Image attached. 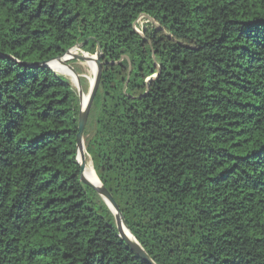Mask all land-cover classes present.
<instances>
[{
	"label": "trees",
	"instance_id": "trees-1",
	"mask_svg": "<svg viewBox=\"0 0 264 264\" xmlns=\"http://www.w3.org/2000/svg\"><path fill=\"white\" fill-rule=\"evenodd\" d=\"M77 45L87 155L153 263L264 264V0H0V264H148L81 181L79 95L32 67Z\"/></svg>",
	"mask_w": 264,
	"mask_h": 264
},
{
	"label": "water",
	"instance_id": "water-1",
	"mask_svg": "<svg viewBox=\"0 0 264 264\" xmlns=\"http://www.w3.org/2000/svg\"><path fill=\"white\" fill-rule=\"evenodd\" d=\"M142 17H147V16H142ZM148 18V17H147ZM138 22V21H137ZM137 22L134 24V28L137 32L138 29L136 27ZM141 33V32H139ZM142 34V33H141ZM78 50H82V46L81 45H77L75 47ZM72 50V49H71ZM67 51V53L65 55H63L60 58L54 59L50 62H44V63H39L36 64L32 67H46L49 68L53 71L52 67L50 66V63H52L53 61H59L64 59V57L71 51ZM87 54V53H85ZM89 56V54H87ZM76 59L79 60H85L87 57H85L84 55L82 56H78L75 57ZM90 61L95 62L96 67H97V73H96V80H95V84L94 86L91 88L90 94H89V99L88 102L85 106V108H83L82 105V109H81V115H80V121H79V132L77 135V154H78V162L80 164L81 170H82V174H81V181L89 186H91L97 193L98 195L104 200V202L109 206V208L111 209V211L114 213L115 216V220L120 232V235L122 237V239L128 244V246L142 259L144 260L146 263L148 264H154L153 261L150 259V257L148 256V254L146 253V251L143 249V247L138 243V241L133 237V235L131 234V232L129 231L127 224L124 220V217L122 216V213L120 212L118 206L116 205L114 199L112 198L111 194L104 188V186L101 184L100 187L95 186V184L93 182H91L84 174L85 171V159H84V155L82 154L81 156V160L79 159V152L82 148V146L84 145V140H83V136H84V131L87 125V121H88V116L90 113V109L92 107V104L94 102L96 93L98 91V87L100 84V80H101V76H102V63L100 59H94L93 57L89 56ZM68 80V79H67ZM81 101H82V96L79 95ZM127 229L131 236L132 239H129L124 230Z\"/></svg>",
	"mask_w": 264,
	"mask_h": 264
},
{
	"label": "rangeland",
	"instance_id": "rangeland-1",
	"mask_svg": "<svg viewBox=\"0 0 264 264\" xmlns=\"http://www.w3.org/2000/svg\"><path fill=\"white\" fill-rule=\"evenodd\" d=\"M136 27L138 31L141 33L146 32V30H155V29L165 32L164 29H162L158 23H156L154 20L147 18V17H141L138 20ZM165 34L168 37H170L168 33L165 32ZM73 50H78V49L73 48ZM79 52L83 53L84 56H87V54H85L83 50H80ZM60 63L61 64H59L58 62H54L50 64L53 71L57 75H60L64 77L65 79H68V81L70 82V84L72 85V87L74 88V90L76 91L78 95L82 94V95L89 96L90 91H91V86H90L91 84L89 80L87 79L88 72L83 66L85 61L79 60L73 57L71 60L67 62H60ZM83 140L86 146V138H84V136H83ZM86 156L88 157V159H90V157L87 154Z\"/></svg>",
	"mask_w": 264,
	"mask_h": 264
},
{
	"label": "bare ground",
	"instance_id": "bare-ground-1",
	"mask_svg": "<svg viewBox=\"0 0 264 264\" xmlns=\"http://www.w3.org/2000/svg\"><path fill=\"white\" fill-rule=\"evenodd\" d=\"M80 50H71L65 57L64 59L62 60H59V61H62V62H67L69 60H71L73 57H78V56H82L83 53H80L79 52ZM87 57L84 61V68L87 70L88 72V76H87V79L89 80L90 82V86L91 88L94 86L95 84V80H96V73H97V67H96V64L95 62H92L90 61L89 59V56H85ZM59 61H53L52 63L54 62H59ZM50 63V64H52ZM81 63V62H80ZM51 66V65H50ZM86 77V75H85ZM82 105H83V108H85L87 102H88V99H89V96H86V95H82ZM82 154L84 155V159H85V171H84V174L85 176L95 184V186L97 187H100L101 186V182L99 181L96 173H95V170L93 168V165H92V162L90 161V159H88V157L86 156L87 152H86V146L85 144L82 146L80 152H79V159L81 160V156ZM126 236L129 238V239H132V236L130 234V232L125 229L124 230Z\"/></svg>",
	"mask_w": 264,
	"mask_h": 264
}]
</instances>
